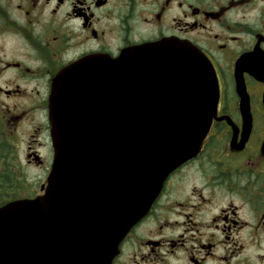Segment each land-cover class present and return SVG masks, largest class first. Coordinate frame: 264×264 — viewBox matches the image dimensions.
<instances>
[{
	"label": "flooded vegetation",
	"instance_id": "flooded-vegetation-1",
	"mask_svg": "<svg viewBox=\"0 0 264 264\" xmlns=\"http://www.w3.org/2000/svg\"><path fill=\"white\" fill-rule=\"evenodd\" d=\"M242 19H256L255 27ZM164 39L210 60L216 116L200 152L167 178L112 264H240L242 232L253 243L264 233V83L238 74L235 62L256 46L264 51V0H0V209L45 192L58 74ZM243 109L251 119L244 140Z\"/></svg>",
	"mask_w": 264,
	"mask_h": 264
},
{
	"label": "water",
	"instance_id": "water-1",
	"mask_svg": "<svg viewBox=\"0 0 264 264\" xmlns=\"http://www.w3.org/2000/svg\"><path fill=\"white\" fill-rule=\"evenodd\" d=\"M255 52L264 72V53ZM250 56L237 66L251 65ZM93 60L52 86L48 185L0 210V264H111L210 127L216 77L193 46L163 40Z\"/></svg>",
	"mask_w": 264,
	"mask_h": 264
},
{
	"label": "rangeland",
	"instance_id": "rangeland-1",
	"mask_svg": "<svg viewBox=\"0 0 264 264\" xmlns=\"http://www.w3.org/2000/svg\"><path fill=\"white\" fill-rule=\"evenodd\" d=\"M250 16V14H249ZM242 25H246V30L250 31V27H255L256 19H242L241 21ZM239 30V29H238ZM240 31H244L242 28ZM242 35L240 39H246L244 38V34ZM243 44H245L243 42ZM243 217H248L247 211H242ZM249 232H242V244L243 248L241 249V252L239 253L237 258L235 259L236 263L237 261L240 262V264H264V233H260L258 236V240L253 243V239L249 238Z\"/></svg>",
	"mask_w": 264,
	"mask_h": 264
}]
</instances>
